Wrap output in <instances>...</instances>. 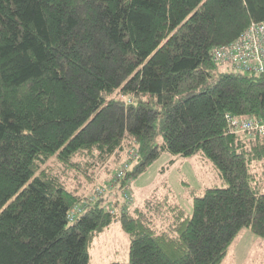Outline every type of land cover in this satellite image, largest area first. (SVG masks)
Here are the masks:
<instances>
[{"label":"trees","instance_id":"obj_1","mask_svg":"<svg viewBox=\"0 0 264 264\" xmlns=\"http://www.w3.org/2000/svg\"><path fill=\"white\" fill-rule=\"evenodd\" d=\"M260 21L264 0H0V264H89L113 220L128 260L106 264H220L242 228L264 236V136L227 122L264 117V75L213 60ZM162 151L225 185L186 182L191 211L169 188L133 205Z\"/></svg>","mask_w":264,"mask_h":264},{"label":"rangeland","instance_id":"obj_2","mask_svg":"<svg viewBox=\"0 0 264 264\" xmlns=\"http://www.w3.org/2000/svg\"><path fill=\"white\" fill-rule=\"evenodd\" d=\"M218 70L235 71L226 63H218ZM155 141L162 142V135L159 132L155 136ZM263 163L264 159L260 163L251 164L252 172L258 173L255 183L260 184V191L264 190V177L260 176L261 171H264ZM219 175V170L208 158L202 157L201 152L183 156L162 151L143 172L129 181L128 189L134 196L133 205L140 206L151 192L156 191L159 195H164L169 188L177 200L184 204L182 205L186 210L191 211V197L184 187L185 183L201 192L206 186L225 185ZM128 248L127 234L121 229L119 222L113 220L95 237L89 250V264H106L113 260L127 261ZM220 264H264V236L254 234L248 228H242L230 242Z\"/></svg>","mask_w":264,"mask_h":264},{"label":"built area","instance_id":"obj_3","mask_svg":"<svg viewBox=\"0 0 264 264\" xmlns=\"http://www.w3.org/2000/svg\"><path fill=\"white\" fill-rule=\"evenodd\" d=\"M213 60L217 63H226L235 71L264 75V21L251 22L239 36L216 49ZM227 122L229 128L242 138L264 136V117L228 114ZM126 166L125 163L120 169H116L118 176L123 173ZM81 210V205H74L69 212V219H74Z\"/></svg>","mask_w":264,"mask_h":264},{"label":"crops","instance_id":"obj_4","mask_svg":"<svg viewBox=\"0 0 264 264\" xmlns=\"http://www.w3.org/2000/svg\"><path fill=\"white\" fill-rule=\"evenodd\" d=\"M261 161H258L257 163H260ZM264 164V163H263ZM260 176H264V171H261V175Z\"/></svg>","mask_w":264,"mask_h":264},{"label":"bare ground","instance_id":"obj_5","mask_svg":"<svg viewBox=\"0 0 264 264\" xmlns=\"http://www.w3.org/2000/svg\"><path fill=\"white\" fill-rule=\"evenodd\" d=\"M226 43V42H225Z\"/></svg>","mask_w":264,"mask_h":264}]
</instances>
